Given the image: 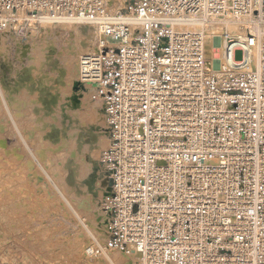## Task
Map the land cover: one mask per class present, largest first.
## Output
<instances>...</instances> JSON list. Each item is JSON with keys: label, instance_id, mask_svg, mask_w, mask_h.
Here are the masks:
<instances>
[{"label": "built area", "instance_id": "1", "mask_svg": "<svg viewBox=\"0 0 264 264\" xmlns=\"http://www.w3.org/2000/svg\"><path fill=\"white\" fill-rule=\"evenodd\" d=\"M68 22L93 32L77 84L107 121L91 190L109 247L131 264H264V0H0L15 49ZM230 23L241 34L212 37L210 58L208 25Z\"/></svg>", "mask_w": 264, "mask_h": 264}, {"label": "rangeland", "instance_id": "2", "mask_svg": "<svg viewBox=\"0 0 264 264\" xmlns=\"http://www.w3.org/2000/svg\"><path fill=\"white\" fill-rule=\"evenodd\" d=\"M62 25L63 30L58 29L61 35H55L61 40L56 43L58 55L74 70L83 50L78 45L72 51L73 55L77 52L76 59L67 57L74 39L67 34L71 25ZM39 34L36 30L31 35ZM12 45L6 36H0V264H129L127 256L109 247L102 194L86 188L95 162L100 164L101 151L108 146L91 155L87 163L84 156L89 149L79 151L85 163L80 169L85 172L78 186L86 195L80 197L76 187L66 184L67 172L76 163L80 167L76 151L70 152L73 142H69L79 138L80 117H92L91 127L105 116L101 101L93 100L96 114L88 113L84 103L80 116L67 123L63 112L73 109L68 106V96L72 88L84 86L74 87L70 78L65 87L59 85L58 71L46 63V39L36 38L29 51L23 47L17 51ZM234 56L242 60L243 51L236 50ZM28 65L35 71L33 81L23 76ZM86 93L84 99L94 96V89L87 85ZM49 94L60 101L50 112L43 102ZM52 124L66 132L56 144L44 137ZM95 131L107 133L106 128ZM73 155L77 161L69 163ZM37 175L44 180L39 182Z\"/></svg>", "mask_w": 264, "mask_h": 264}, {"label": "bare ground", "instance_id": "3", "mask_svg": "<svg viewBox=\"0 0 264 264\" xmlns=\"http://www.w3.org/2000/svg\"><path fill=\"white\" fill-rule=\"evenodd\" d=\"M68 23L71 25L70 26L71 27V33H67V34L69 37L72 36V38L74 40L72 39L73 43H71L72 45L70 44V46H71L70 51L71 52L68 51L69 53L67 52L66 54H68L67 57H70L71 59L73 58L75 60L76 59L75 56H76L77 52L75 51L76 54L73 55L72 51H73V49H77L78 45H79L81 52L83 50V52L80 54V56H82L84 54H88V52L92 51L91 41L93 38V32H92V30H90L89 35L91 36V38L89 39V41L85 40L84 37H82L83 34L80 32L79 25L75 26L74 23H70V22H68ZM63 24L67 25V23H63ZM62 26L63 25L61 24L59 27L63 30ZM72 27H73V29H72ZM48 28H50V27L45 28L44 33H42L43 30H39L40 34L38 36L33 37L31 35V37H29L28 41L31 43L29 48L26 45L25 46L23 45L22 47L24 48V51H29V50H31V47L33 46L32 42L36 38L46 39V41L48 42V51H46L45 57H46V61H47L46 63L48 64V67H50V68L54 67L58 71L59 77H58L57 81H58L59 85H61L62 87L63 86L65 87L67 84L68 78H70L72 81V84L74 82V87H75V85L78 82V60H79V58L77 59V66H75L74 70H71L70 67L67 65V63L66 64L63 63L62 57L58 55V46L56 44L57 42H61V40L59 37H55L56 34L61 35L62 31L61 30H53V28L49 31ZM68 29H70V28H68ZM223 31H227L233 35H239V34H241V27L239 25L233 24V23L227 24L225 27L221 26V25H217V24L208 25V36H209L208 55L210 56V58L212 57L214 59L221 54V50L218 49V47H216L215 44H213V40L211 38L218 36V34H221ZM68 32H69V30H68ZM8 36L9 35L6 34V40H8L11 37V36H9V37ZM68 36H67V38H68ZM69 41L71 42V39H69ZM17 51H19V50H17ZM213 54H214V56H213ZM30 65H28V68H26L23 72V76L25 75L26 81H33L34 80L35 71H34V69L29 68ZM72 90H73V92L68 96V98H69L68 106H72L73 109H68V110H65L63 112V114H64L63 116L65 117L66 122L68 123V122L72 121L73 118L76 119L77 117L80 116L79 114L81 113V111H83L84 103H87L85 110L88 113H90V114L95 113L96 114V111L94 109L96 106V103H94V101H93L94 96L87 95V97L84 99V93H86V86L82 87V89H79V90L78 89L76 90V88H74V89L72 88ZM43 102H44V105L47 107V109H49L48 111L50 112L51 108L54 105H56L57 103H59L60 101L56 95L49 94L48 96L44 97ZM88 107H89V109H88ZM96 118H98V117H95V119ZM80 119H81V121H78L79 129H81V131L79 133V138H78V140H73V141L69 142L70 144L73 142L71 145L72 150L70 152L76 151V155L79 156L78 157L79 158L78 164L80 165V167H78V165L76 163L77 160H75V155L70 156L69 163H71V160L73 159V161H74V163H76V165H73L71 170H69L67 172L66 184L72 188L76 187L79 190V195L81 197L83 195H86L85 190L83 188H82V190L80 189L82 186L81 187L78 186L79 181H80V175L82 174V171H84V170H81L82 169L81 164L84 165L85 163H83V161H82L83 159H82L81 153L79 151L82 152V150H84V149L85 150L89 149V154H88L89 156L87 154H85L87 156H84V159L86 160V163H87V161H89L90 156L94 155L95 152H98V150L100 151V148H102V147L106 148L109 145V141H108V134L106 132L104 134V133H100L99 131H95L96 129L101 131V129L106 128L107 121H106L105 116H101V119L100 120L98 119V122H96V125L98 127L95 125H93V126L90 125L91 127H88V124L92 123L91 122L92 117H90V116H89V118H83V119H82V117H80ZM84 125L87 127H85ZM50 126H52V127L46 131L44 137L46 138V140H49L52 143L56 144L62 135H66V132H62L61 129H59L57 126H54L53 124ZM82 126H84V127H82ZM68 155H69V153H68ZM13 156H15V155H13ZM80 160H81V163H80ZM96 166H97V168L95 170L96 179H94L95 184L93 183V181L91 183L88 182L87 187H86V188H89L90 190L94 187V185L101 183V180L103 178L102 175H103L104 171H103V169H101L103 167V165L96 164ZM69 167H70V164H68L67 168H69ZM35 173H36V171H35ZM36 178L39 180V182L44 180L43 177H41L39 175H37ZM83 228H85V227H83ZM102 251H104V250H102ZM104 253H105V251H104ZM129 264H131V262H129Z\"/></svg>", "mask_w": 264, "mask_h": 264}, {"label": "crops", "instance_id": "4", "mask_svg": "<svg viewBox=\"0 0 264 264\" xmlns=\"http://www.w3.org/2000/svg\"><path fill=\"white\" fill-rule=\"evenodd\" d=\"M100 110H101V112H103V105H102V103L100 102ZM123 254V253H122ZM125 256V255H124Z\"/></svg>", "mask_w": 264, "mask_h": 264}, {"label": "water", "instance_id": "5", "mask_svg": "<svg viewBox=\"0 0 264 264\" xmlns=\"http://www.w3.org/2000/svg\"><path fill=\"white\" fill-rule=\"evenodd\" d=\"M75 86L77 87V84Z\"/></svg>", "mask_w": 264, "mask_h": 264}]
</instances>
